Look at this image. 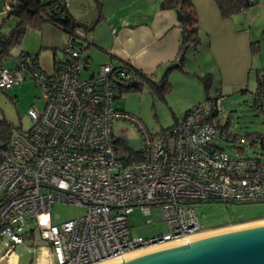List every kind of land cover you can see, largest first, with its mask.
Masks as SVG:
<instances>
[{
  "label": "built area",
  "instance_id": "2783aa9c",
  "mask_svg": "<svg viewBox=\"0 0 264 264\" xmlns=\"http://www.w3.org/2000/svg\"><path fill=\"white\" fill-rule=\"evenodd\" d=\"M3 4L7 16L11 5ZM85 33L78 29L66 38L64 57L49 72L35 53L22 52L15 68L0 54V89L23 81L28 69L44 99L42 107L29 109V128L13 125L8 141L0 142L1 258L37 246L39 233L51 244L46 264L123 259L127 252L209 231L196 204L264 201V158L232 156L218 143L235 140L218 121L224 96L206 97L155 138L141 119L116 107L119 89L132 77L128 62L102 64L82 76L91 68ZM117 122L138 132L139 151L114 130ZM62 203L86 211L55 223L60 214L54 208ZM154 207L166 232L135 234L131 213L139 208L151 216Z\"/></svg>",
  "mask_w": 264,
  "mask_h": 264
},
{
  "label": "rangeland",
  "instance_id": "374dc122",
  "mask_svg": "<svg viewBox=\"0 0 264 264\" xmlns=\"http://www.w3.org/2000/svg\"><path fill=\"white\" fill-rule=\"evenodd\" d=\"M198 1V15L201 16L199 31L201 42L197 52L191 51L187 54L189 64L186 69L190 72L187 75H190L189 78L192 81L187 83L186 87L194 90L200 82L207 86L208 97L224 96L223 111L219 113L218 121L220 120V124L227 127L228 134L232 135L235 140L219 139L218 143L221 147L225 148L232 156L254 157L260 155L264 158V146L261 139L252 142L249 138L255 132L261 133L264 137V95L258 97L257 93V74L261 71L264 72V0H256V3L247 9L233 15L237 28L240 30V33L233 36L236 39L232 37L233 43L226 33H211V30L204 26V22L209 18V11L205 8L204 0ZM3 9L4 4L1 0L0 20L5 18L2 14ZM16 21L14 16L6 19L0 30V37L4 34L8 35L16 25ZM42 33L44 34L41 28L29 27L21 41L13 44L9 52L3 56V64L9 68H15L17 58L22 53L21 49L25 47L33 49V51L29 50L31 51L29 53H39V61L41 58L43 63H52L46 53L48 48L43 46ZM243 36L247 38V48H249L244 68L242 64ZM203 39L207 41L206 45H203ZM85 42L86 40L83 43ZM251 42H258V47L252 48ZM63 49L64 45L58 49V55L62 58L64 57ZM92 53V69L82 73L85 78L92 75L93 70L98 71L103 64L97 51L93 50ZM84 54L86 55L85 52ZM200 65L204 71L203 74H200L198 70ZM53 69L54 66L48 70L52 71ZM166 71L167 68L163 70L159 80L162 79ZM207 74L210 75V87L206 82L208 80H205ZM24 75L25 79L13 87L0 89V124L3 121H8L14 126L22 125L24 129H27L31 126L29 109L32 106L42 107L44 105L42 87L31 77L28 69L25 70ZM166 98L161 97L158 89L155 90L148 84H143L141 89H127L120 93L116 100V107L141 119L148 131L155 138H159L162 135L159 133L175 125L177 118L180 120L182 114H178L177 117L174 112L178 113L181 109L184 111L191 101V98L186 97L177 89L171 90ZM114 130L126 136L127 145L133 151L141 149V138L134 128L124 122H117ZM249 142L252 144L249 145ZM2 194L0 191V199ZM195 209L204 226L212 227L210 230L264 219V201L207 202L196 204ZM85 211L86 208L77 205L57 204L54 213L60 214V218H54V221L60 223L66 219L77 217ZM130 220L135 234L147 236L164 233L167 230L158 207L153 208L151 216L145 215L137 208L131 213ZM148 220H153V223H147ZM35 243L37 246L33 248L27 246L17 248L16 252L20 255L18 264L30 263L34 258L33 250L39 253L42 248L51 247L50 242L42 239L39 233L36 234ZM8 258L0 257V264H9Z\"/></svg>",
  "mask_w": 264,
  "mask_h": 264
},
{
  "label": "crops",
  "instance_id": "0c3cea01",
  "mask_svg": "<svg viewBox=\"0 0 264 264\" xmlns=\"http://www.w3.org/2000/svg\"><path fill=\"white\" fill-rule=\"evenodd\" d=\"M204 1L205 8L209 11V18L204 22V26L208 27L211 33H226L232 41V37L236 33H240L233 16L223 17L215 0ZM161 2L162 0H68L72 14L88 27L84 44L88 48H85L84 52L90 58V69H92V51L96 50L103 64L128 62L133 68L143 71L156 82H160L163 70L178 60L182 39V28L177 9L163 8ZM193 3L198 14L199 1L193 0ZM200 17L198 15V31H200ZM41 29L44 32V34L42 33L43 46L48 48L46 53L52 63H43L41 58L39 62L41 68L49 72L48 69L53 68L55 60L62 59L58 55V49L65 45L67 35L51 23H45ZM242 40L244 68L249 48H247V38L243 36ZM206 42L203 39V45H206ZM29 50L33 51L29 47H25L21 49V52H31ZM204 50L207 51L205 48ZM189 53L191 51L187 54ZM188 64L189 60L187 59L183 70L173 69L169 75L171 89L168 93L177 89L186 97L191 98L187 109L184 111L181 109L178 113L174 112L177 117L178 114H182L180 120L178 118L176 120L179 122L189 108L208 97L206 85L204 86L200 82L194 90L186 87V84L192 81L189 78L190 75H187L190 74L186 69ZM198 70L200 74L204 73L201 65ZM96 72L93 70L91 74ZM17 248L9 256V264L12 255L17 256L18 264L20 255L16 252ZM45 251V260H43ZM36 253L32 252L34 258L28 264H46L50 261L47 248H43L37 255Z\"/></svg>",
  "mask_w": 264,
  "mask_h": 264
},
{
  "label": "trees",
  "instance_id": "16d2710c",
  "mask_svg": "<svg viewBox=\"0 0 264 264\" xmlns=\"http://www.w3.org/2000/svg\"><path fill=\"white\" fill-rule=\"evenodd\" d=\"M215 1L219 6L222 16L225 18L232 17L235 13L242 11L243 9L245 10L250 5L256 3V1L250 2V0ZM8 2L11 5L10 17L14 16L17 21L16 25L8 35L4 34L0 37V54L3 56L9 52V49L13 44L21 41L29 27L41 28L45 23H51L65 33L67 37L70 34H74L78 29L83 32L88 30V27L72 14L68 5V0H9ZM161 5L163 8H176L180 14L179 18L182 28V39L178 60L167 67V71L160 82H156L151 76L131 66L129 71L131 72L132 77L119 89L118 97L124 90L141 89L143 84H148L150 87L155 88V90L158 89L162 98H166V94L171 89L169 81L170 72L173 69L183 70L187 61V53L189 51L197 52L199 50V44L201 42L198 31L199 19L193 0H162ZM10 17L5 16V18L0 20V30L6 19H9ZM251 46L252 48L258 47V42H251ZM83 48H86L85 45H83ZM35 54L38 57V54ZM56 61L57 60H55V62ZM205 80H208L206 82H208V86L210 87L211 81L209 74L205 76ZM257 81V93L258 97H260L261 95H264L263 71L257 74ZM190 109L191 108L187 111ZM178 123L179 121H176L175 125L159 134H167V132ZM12 126L11 122H1L0 142L8 141ZM225 128L227 127L225 126ZM249 138L252 142L261 139L262 145L264 146V137L261 133L255 132L254 134H251Z\"/></svg>",
  "mask_w": 264,
  "mask_h": 264
},
{
  "label": "water",
  "instance_id": "95a60500",
  "mask_svg": "<svg viewBox=\"0 0 264 264\" xmlns=\"http://www.w3.org/2000/svg\"><path fill=\"white\" fill-rule=\"evenodd\" d=\"M123 257L96 264H264V219L212 229L188 240L182 237Z\"/></svg>",
  "mask_w": 264,
  "mask_h": 264
},
{
  "label": "bare ground",
  "instance_id": "6f19581e",
  "mask_svg": "<svg viewBox=\"0 0 264 264\" xmlns=\"http://www.w3.org/2000/svg\"><path fill=\"white\" fill-rule=\"evenodd\" d=\"M207 232V231H206ZM206 232H204V233H206ZM201 234H203V233H201ZM200 234V235H201ZM196 236H198V235H196ZM45 254H46V251L44 252V256H43V260H45L44 258H45ZM42 260V261H43ZM10 264H17V256L16 255H12V257H11V259H10Z\"/></svg>",
  "mask_w": 264,
  "mask_h": 264
}]
</instances>
